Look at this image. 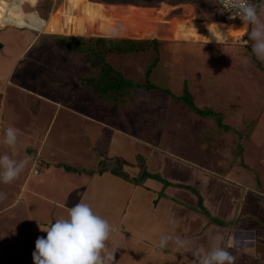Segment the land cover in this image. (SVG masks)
<instances>
[{"label":"crops","instance_id":"crops-1","mask_svg":"<svg viewBox=\"0 0 264 264\" xmlns=\"http://www.w3.org/2000/svg\"><path fill=\"white\" fill-rule=\"evenodd\" d=\"M92 2L91 0L71 1L69 6L71 10L77 6L85 7V10L82 11L84 12L83 16L85 18L91 16L93 20L98 19L99 16L104 18V10L112 6L122 10L126 8L134 11L132 4L124 1ZM86 7L96 9V14H88ZM177 7L181 11L180 17L186 14L185 18L193 19L192 26L201 19L196 15V12H193L195 6L189 0H185ZM58 14L62 15L63 13L58 12ZM53 17H57L54 12L44 22V28L51 31L50 33H59L62 36L79 37L81 35L69 32L74 29L77 31L78 27L64 25L63 19L60 20L61 26L58 29L50 30L48 27ZM111 22H115V20L109 17L99 24L103 27L112 28L115 32L117 30L116 33H118L120 28ZM6 23L16 22L8 18L4 22L0 19V28ZM17 23L19 24L20 21ZM21 23L25 24L24 21ZM215 24L220 25L221 23L217 21ZM109 28L108 30H110ZM82 29L85 31L88 27L83 25ZM138 34L139 36H134L133 39L151 38L143 35V32H138ZM175 36L179 40L198 39L185 34L182 36L175 34ZM81 37L85 38L84 36ZM101 37L131 38L125 35L107 34H103ZM37 38L38 36L32 34L30 30L19 27L0 30V155L6 152L9 155L12 154L3 143L5 129L10 126L18 129V135L26 136L22 142L25 144V141L28 140L27 137L31 139L39 131L43 135H47L53 119L57 123L62 121L58 118L60 114L65 116L63 117L65 124L69 122L74 125L78 124V127L71 128L76 134L74 138L77 146L74 147L72 144L68 145L63 142V136L67 135L65 128L61 130L59 141L51 144V146L49 144L48 148H46V143L37 146L38 162L44 167L38 181L39 199L41 202L50 200V191L60 196L56 201L58 210L55 216L57 219L67 218L69 209L77 203L81 201L88 203L97 214L107 219L112 226L108 248L109 250L116 249L114 254L116 264H198L197 258L191 252L178 250L173 242H169L166 248L160 249L157 246L159 239L166 234L179 235L188 239L191 241L190 246L193 250L199 249L201 253L219 244L230 249L233 256H237L239 253L253 256L255 259H252L249 264H257V262L264 264V218L261 219L263 217L261 214H264V193L256 191L252 184L231 180L227 176L223 177L216 171L204 167L205 163L202 164V159L199 161L188 159V156L191 155L202 158V143L200 140L191 138L187 128L182 125L185 122L183 117L177 115L171 118L174 114L172 112L178 107L175 104L167 102H165L166 106L162 102L156 104L159 111H162L165 124L170 122L175 126L176 129L172 131V134L162 138V136H155L151 132L147 134L143 131L145 129L142 130L141 128L140 132L143 134L140 135L135 129V126H147L146 122H149L144 120H151L150 118L154 113L148 111L149 108L142 104L144 101L150 103L148 99L154 96L152 90L161 89L135 87L125 102H119L100 94L93 85L101 72L98 67L92 65L91 58H88L91 73L86 74L85 76L89 75L88 78L84 76L82 80L84 82L85 79V83H88L84 85L88 88L85 92V99L89 103H83L84 101L80 99L74 102L70 97L69 101H66L67 103L61 102V99L56 105L41 101L39 104H35L37 115L34 118V123L25 128V117L28 118V116H26L25 111H22L25 109V105H18L17 100L20 97L19 94H16L12 79L16 67L20 65L25 53ZM68 48L73 49L69 46ZM76 53L86 56L85 53L78 50ZM110 53L127 54L107 52V55L105 54L107 61L109 59L107 56ZM164 92L167 97H175L172 92ZM92 95L99 98L95 99ZM104 99L113 102L115 104L114 109L122 107V115H111L110 106L106 108L103 105ZM128 102L137 106V119L130 118L127 113ZM47 107L51 108L52 113L42 127H37L42 120L41 114ZM18 122L21 124L23 122L22 128L14 125ZM32 131L33 133L29 134ZM199 133H202L200 128ZM187 137L193 139L192 142ZM29 145L30 142L24 148ZM62 147L68 148L62 149ZM24 152L25 150L18 149V154H21L22 159H25ZM137 155L146 158V168L149 172L159 174L167 183L155 178H146L142 183L137 184L112 172L116 169L114 165L120 163L119 160L124 161L123 166L128 163H136ZM35 157L36 153L33 154V160ZM112 159L116 162L107 161ZM64 164H79L83 170L89 169L91 171H89L90 173L73 172L65 169ZM104 167L106 169L100 172V169ZM30 173L31 168L29 166L24 181L28 194H31V189L28 188L31 180ZM35 173H39V171ZM52 173H54V177L49 176ZM73 176L76 177V181L73 180ZM49 183L51 187H49ZM64 184L67 186H62ZM69 184L77 187L78 190L81 189L78 197L70 187V192H68ZM63 187L67 189L64 194L62 193ZM1 188H7V184L2 185L0 183V193L4 191ZM200 198L202 207L207 210L208 215L202 212L199 203ZM30 199L24 197L21 214H19L20 207L17 206L14 210L13 203H8L4 207L0 206L1 235L7 234L9 238L14 237L15 232L19 231L18 220L20 218L22 219L24 235L31 233L34 243L37 237L47 235L46 232L40 230L39 224L41 227H48L55 221L45 216L34 217ZM212 218L231 223L222 225ZM256 218L260 219L263 224L255 221ZM233 241L234 244L230 246V242ZM4 242V237H0V248L9 250L5 255L18 256V252L14 251V246L6 245ZM8 244L11 242L8 241ZM257 257L262 259H257Z\"/></svg>","mask_w":264,"mask_h":264},{"label":"rangeland","instance_id":"rangeland-1","mask_svg":"<svg viewBox=\"0 0 264 264\" xmlns=\"http://www.w3.org/2000/svg\"><path fill=\"white\" fill-rule=\"evenodd\" d=\"M71 1L81 2L82 0H0L1 21L4 22L8 18L16 22L6 23L0 30L19 27L28 29L32 34L38 36L25 53L23 60L20 61V65L16 67L12 79L16 94H19L20 97L17 100L20 103L18 105H25V109L22 111H25L28 116V118L25 117V128L34 123V118L37 115L35 104H39L41 101L56 105L61 99V102L67 103L70 97L74 102L80 99L84 101L83 103H89L85 99V92L88 88L84 85L88 83L83 82L82 79L86 74L91 73L90 56L87 54L86 56L78 55L76 49H70L56 41L58 36L62 35L50 33L51 31L44 28V22L50 14L54 12V15L57 16L50 20L48 27L50 30L58 29L61 26L60 20L63 19L64 25L78 27L77 31L74 29L69 32L84 36L86 41L83 46L86 47L91 46L92 40L90 42L87 40L91 37H101L103 34H107L125 35L133 39L134 36H139L138 32H143V35L158 40V43L147 44L145 49L138 52L110 53L107 56L108 61L133 82L141 84L148 78L159 87L151 89H167L177 97L184 94L187 89L193 95L196 106L211 110L213 113L208 116L200 115L183 100L169 95L167 97V94L161 90H152L154 96L148 99L150 103L144 101L142 105L145 104V107L149 108L148 111L154 114H152L151 120H144L149 122H146L147 126H135L138 134H143L140 132V128L148 130H143L147 134L151 132L155 136H162V138L172 134V131L176 129L175 126L170 122L165 124L162 111H159L156 104L157 102H162L164 106H166L165 102L175 104L178 107L172 112L174 114L171 118L177 115L183 117L185 122L182 125L187 128L191 138L200 140L202 143V158L191 155L188 156V159L192 161L202 159V164L205 163L204 167L216 171L223 177L227 176L231 180L252 184L256 191L264 193V63L257 60L252 52L251 42L248 41L246 35L250 30V25L243 23L238 16L229 19L230 14L221 11L213 0H189L195 6L193 12H196V15L201 18L193 26V19L185 18L186 14L179 16L181 11L177 6L185 0H91L93 2L124 1L131 3L134 7V11L126 8L122 10L114 6L108 7L104 10V18L99 16L96 20H93L91 16L86 18L83 16L84 12L82 11L85 10L83 6H77L71 10L69 6ZM251 1L257 2V0ZM141 7L143 8L140 9ZM86 10L88 14L97 12L92 7H86ZM58 12L63 13V17ZM186 13L188 12L186 11ZM109 17H112L116 22H111V24L120 28L118 33H116L117 30L115 32L114 29L99 24ZM261 19H264V13H261ZM23 21L25 24L21 23ZM217 21L223 26L222 33L218 32L221 43H217L213 39V42L205 44L207 37L210 36L206 25L208 24L215 30ZM83 25H86L88 29L84 31ZM115 29L117 28L115 27ZM150 32L152 33L148 34ZM175 34L190 35L198 39L179 40ZM163 37L164 39H162ZM245 58L248 59L247 65L243 63ZM153 62L155 64H152ZM151 65H154L152 71L147 74ZM92 96L95 99L99 98L96 95ZM103 103L106 108L110 106L111 115H122V107L114 109L115 104L106 99ZM51 113V108L47 107L42 112V120L37 127H42ZM127 113L130 118L137 119V106L128 102ZM63 117L65 116L59 115L58 118L62 121L58 123L53 119L47 135H43L39 131L31 139L27 137L28 140L25 141V144L22 142L26 136L18 135V149L25 150L23 154L28 163L14 182L7 184V188H1L4 191L0 193L2 194L0 195V206L4 207L8 203H13L14 210L19 206V214H21L24 197H29L34 217L45 216L52 221L57 219L55 216L58 210L56 201L60 196L50 191V200L41 202L39 199L38 181L44 167L38 162L37 146L46 143V148H48L49 144L51 146L59 141L61 130L64 128L67 135L63 136V142L68 145L72 144L74 147L77 146L74 138L76 134L71 128L78 127V124L74 125L71 122L65 124ZM14 125L22 128L23 122ZM199 128L202 133H199ZM31 133L33 131L29 134ZM188 137L187 139L192 142L193 139ZM28 142H30V147L24 148ZM66 148L68 147H62V149ZM46 150L48 151V149ZM35 153L36 157L33 160ZM14 158L20 160L22 156L18 154ZM119 161V164L114 165L115 168L118 171L126 172L130 178L140 177L143 166L147 167L146 158L143 156L142 158L136 157V163L127 164L138 168V174L136 172L129 173L122 165L124 161ZM29 166L31 180L28 188L31 189V194H28L26 184H24ZM69 166L73 172L88 173L91 171L83 170L79 164H69ZM63 167L66 169V166ZM36 171L39 173H35ZM49 176L54 177V173ZM72 178L76 181L75 176ZM2 185L6 184L2 183ZM49 187H51L50 183ZM69 187L78 197L81 189L78 190L77 187L69 184L68 192H70ZM65 192L67 189L63 187L62 193ZM261 215L263 220L264 214ZM255 221L263 224L260 219L256 218ZM18 225L19 231L15 232L14 237L9 238L7 234H0V237H4L6 245L14 246V251L18 252V256H6L5 254L9 250L0 248V264H34L32 258V253L35 250L33 236L31 233L24 235L21 218L18 220ZM8 241L11 244H8ZM227 250L230 251V249ZM234 256L236 257L235 264H249L252 259H255L253 256L243 253ZM259 258L262 259L257 257V259ZM257 264L261 263L257 262Z\"/></svg>","mask_w":264,"mask_h":264},{"label":"clouds","instance_id":"clouds-1","mask_svg":"<svg viewBox=\"0 0 264 264\" xmlns=\"http://www.w3.org/2000/svg\"><path fill=\"white\" fill-rule=\"evenodd\" d=\"M220 3L230 13L229 19L238 16L243 23L251 26L246 33L248 41L257 60L264 63V19H261L264 2L256 4L250 0H220ZM206 27L210 36L205 44L213 42V39L221 43L218 32L222 33L223 26L216 24L215 30L208 24ZM243 63L247 65L248 59L245 58ZM3 143L12 154L6 152L0 155V183L11 184L24 171L28 160L14 158L18 155V129L11 126L6 128ZM39 227L47 235L37 237L35 241L32 253L34 264H116V249L108 248L112 226L88 203L81 201L69 209L67 218H58L48 227L39 224ZM169 242H173L178 250L191 252L198 264H235L236 257L219 244L201 253L199 249L193 250L188 239L166 234L160 237L157 246L164 249ZM233 244L234 241L230 242V246Z\"/></svg>","mask_w":264,"mask_h":264},{"label":"trees","instance_id":"trees-1","mask_svg":"<svg viewBox=\"0 0 264 264\" xmlns=\"http://www.w3.org/2000/svg\"><path fill=\"white\" fill-rule=\"evenodd\" d=\"M262 0H257V4L261 3ZM89 40L91 41V46H83L86 41L85 38L81 36H60L56 41L63 45L74 48L82 53L87 54L91 58L92 65L98 67L100 69V75L96 78V81L93 85L94 89L103 95H106L112 99H115L119 102H125L126 98L130 95L132 90L135 87H145V88H159L154 83H152L148 78L144 83H135L131 79L127 78L120 70L116 69L110 62L106 60L105 54L107 52H119V53H130L134 51H140L146 48L147 44L150 43H158L156 39H130V38H107V37H93ZM152 64H155L153 62ZM151 65L148 68L147 74H150L152 71ZM92 80V78H91ZM86 80L84 79V82ZM87 83V82H86ZM167 93H171V91L167 89H163ZM193 95L187 89H185L184 94L180 96H175L180 100H183L186 104L191 106L198 112L200 115L208 116L212 115V111L208 109H202L195 105ZM138 158H142L140 155H137ZM67 170H72L69 165H65ZM70 167V168H69ZM106 168H101L100 172H103ZM113 170V168H112ZM112 172L115 174L129 180L131 182H135L137 184L142 183L146 178H155L167 183L159 174L149 172L145 166L142 168V172L140 177L130 178V176L124 171H118L114 169ZM200 207L202 212L208 215L207 210L202 207L201 198H200ZM222 225L230 224L223 220L212 218Z\"/></svg>","mask_w":264,"mask_h":264},{"label":"water","instance_id":"water-1","mask_svg":"<svg viewBox=\"0 0 264 264\" xmlns=\"http://www.w3.org/2000/svg\"><path fill=\"white\" fill-rule=\"evenodd\" d=\"M107 161H111L112 163L113 162H116V160H114V159H112V160H107ZM124 167H125V169L126 170H128L129 171V173H131V172H138L139 170H138V168L136 169L135 167H133V166H130V165H124ZM138 174V173H137Z\"/></svg>","mask_w":264,"mask_h":264},{"label":"built area","instance_id":"built-area-1","mask_svg":"<svg viewBox=\"0 0 264 264\" xmlns=\"http://www.w3.org/2000/svg\"><path fill=\"white\" fill-rule=\"evenodd\" d=\"M213 2L223 11L226 13H229L228 11H226V9L223 7V5L220 3V0H213ZM250 2L254 3L253 1L250 0ZM230 14V13H229ZM235 14V13H233Z\"/></svg>","mask_w":264,"mask_h":264}]
</instances>
